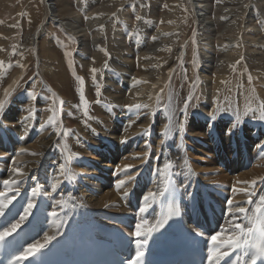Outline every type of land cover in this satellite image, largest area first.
Listing matches in <instances>:
<instances>
[{"label": "bare ground", "instance_id": "1", "mask_svg": "<svg viewBox=\"0 0 264 264\" xmlns=\"http://www.w3.org/2000/svg\"><path fill=\"white\" fill-rule=\"evenodd\" d=\"M54 1L55 2L52 3L50 0H43V4L45 8V19H44L45 23L44 24L42 23L43 26H41L42 25L41 24L40 25L41 27H38L33 35H29L26 38L25 45H24V51L26 50L27 47H31L30 45H34V52L37 53V49H38L37 44H39L38 38L41 36L44 30L47 29V25L49 23L59 25L63 30L66 31V33L69 32L73 34L79 41L80 49H81L79 56L83 58H87L90 56L92 58V61H91L92 68H95L101 65L105 66V69H107V71L110 74V76L107 77L105 80L106 81L108 80V82H110L111 80L112 81L114 80L115 83L122 85V89L116 90L115 89L116 87L115 88L113 87L116 91L113 93L111 92L112 86L107 85L106 93L114 101L111 103L117 104V105L113 107L111 110H109L107 116L99 111L97 112V116H94L95 119H82L81 122L79 121L77 129L79 133L83 136V138H78L74 142H71L68 140V147L66 146L64 142L59 141V139H61V141L65 139L64 133L62 132V135L60 134V136L57 137L58 129L54 130V129L49 128L45 132L44 136L37 138V141H39V143L36 146H29L28 149L22 152L17 151L15 157H13V160L15 162L14 168L19 170V174L17 172H14L13 170L11 171V174L15 178V181H17L16 185L18 189V194L14 198L15 202L13 204L10 203L8 207L5 209V212L9 213V218L7 219L8 225L10 223L16 222L13 219H16L18 221L19 217L24 215L25 212L21 211V206H23L25 207V211L28 210L29 214L27 218L23 221V223L20 224L19 228L25 226L33 218L40 219L43 216L45 211L52 216V220H51L52 223L40 221L39 223H35L34 225L37 229L38 234L41 233V230H42L41 227L46 226L47 233H50L51 236L55 237V239H53L51 243L47 244L46 247L51 246L53 243L58 241L60 238H73L85 232L86 230L99 234V228H101L103 225L110 227V228H121L125 232L130 233V234L133 233L134 235L136 230L134 232H131L129 230V227H122L120 225L119 217L121 216L126 217L129 220L130 225H133L134 223H136L137 225H141L142 231L146 233L149 229L152 228V225L156 221L155 212L161 210L163 198L165 202L166 199L168 198L169 187L173 182L177 186H180V188L186 187L189 183L192 184V186L190 187L188 191V195L192 199H194V201L201 202V209H202V204H207L208 198L203 192L197 189V184L202 183L201 189H204L209 195L211 194H210V191L207 190L208 184H206L204 181H212V184L216 183L217 184L216 186H212V190H215L218 192H227L225 187L222 185H229L232 189L231 192H236L237 195L241 197V205L247 208L249 210V215H251V212L254 209L255 203L258 202L259 196L264 195V180L263 179L261 180L258 175V172L259 173L263 172L262 174H264V119H261V114H257L255 119H250L248 117V119L243 120L244 122L242 121L243 124H241L240 122L239 128L230 127L231 125H234L236 123V120L231 121V119H228V118L218 119L217 117L210 116L213 119V122H209L208 120L205 119V114L207 113V111L210 110V108H212L211 107L212 105L209 100V97L207 98L205 94H202L197 110L195 111L192 110L194 111L192 115L185 114L186 116L185 117L183 116L184 118L181 121L176 116L177 115L176 114V109H177L176 101L177 100L172 101L171 96H174V94L172 95V92H169V96H167L166 94V96L168 97L167 108L161 113V115H157L156 112L160 108L161 102H158L156 104V107L152 109L150 108L151 106H148L149 104L147 105L148 102L146 103L145 100L149 101V99L151 98V95H154V97L157 95V94L155 95V91H156L155 84L157 85V82H159L165 76L164 75L165 71H164V68L162 67H164L165 65L167 66V64L160 63V59L162 57L158 58V53L159 52L162 53V51L155 49L154 51H151L150 53L147 52V53L140 54L139 50L135 49L133 55L137 56V54L139 53L140 59L146 60V61L148 60V62L145 65L141 64V66L140 65L138 66L140 67L141 73H139L138 75L136 74V76L134 77V80H132L133 82L125 83L124 78L126 77H122L123 75H121L120 72H122V70L126 68V66L127 67L134 66V61L133 62L130 61L131 57L129 56V54L131 53L129 52L128 54L126 52V48L124 46H119V45H115L117 48H114V47L112 48L110 46L108 53L105 52L104 50V47L107 45L106 44L107 37H105V34H106V30L108 27L107 24L109 20L108 17H107L108 19L106 18L107 20H105V16L106 14L110 15L113 11L118 9L120 5H123L122 0H102V6L95 11H91L94 6V5L93 6L91 5L92 2L88 3L89 4L88 8H87V4H85L84 8H87V10H89L88 16H89L90 21L88 24L89 25L88 29H85L83 28L84 26L80 25L81 21L79 19L78 14L72 13L71 7L69 5L70 0H60L61 2L58 0H54ZM175 1L180 3L183 0H175ZM185 1L187 0H184V2ZM172 2L173 1L171 0L168 1V3H172ZM187 2L189 3L191 2L189 7H190V13L192 15V19L194 22V29L196 30L195 32L196 34L194 35H195L197 44L199 45L197 47H201V49L205 51V54L201 55L203 63H204L203 65H205L207 69L210 68L209 70L212 69L213 61L215 60L214 57L216 56H215V53H212L211 51H209V49L214 50L213 41L215 42L217 40L218 47H219V50L217 48L218 51L231 49L232 51L231 50L230 51L232 53L230 55L225 56L226 57L225 60H222L223 58L220 59V57L217 58V60L219 61L218 62L219 69L217 70L218 72H216L215 75H218L220 77L221 75L224 76V74H228L229 72L231 73L233 68L229 69L231 71L227 70V68H229L232 65L233 60L236 61V58L238 57L237 54H240L241 56H243V58L245 57V59H247L250 67L255 72H259L260 74H262V79H263L262 81L264 83V51L262 50V46H261V45H264V39L257 37L260 35L259 34L260 33L259 24L257 23L258 19L261 23L260 25L264 27V0H219L218 7L216 8L217 9L216 14H215L216 17L214 16L216 19L210 16L211 10L213 8L212 3H210L211 1L188 0ZM251 2L253 3L250 5ZM159 3L161 4V2ZM108 5L113 6V9L110 12H108ZM253 5L256 6L254 11H252ZM136 7L139 8L138 6ZM163 7H166V5ZM171 7H172L171 14L164 16V18H162L166 22L165 25H168V26L161 28L160 33L156 34L155 37L160 39L161 41V39L163 38L161 36L162 34L171 33V32L175 34L173 35L172 38L170 37L169 39L168 37V39L161 41V43L158 45V48L160 49L167 48L169 44L177 40L180 35V32L182 31L180 29L181 27L177 25V23L179 22L176 23V17H179L177 16L179 9L177 10L176 6L175 7L171 6ZM124 9L123 11L122 9H119L122 12H120L119 10L118 11L120 13H123ZM24 10L26 11V9ZM142 11H145V10H142ZM94 13H100V16L98 15L99 17L97 16L96 18L94 17ZM25 15H28V14H26L25 12ZM219 15L221 17H219ZM61 16L64 18L71 17L72 22L71 21L66 22L62 20L60 18ZM141 16H143V14ZM92 17L94 19H92ZM120 17H121L120 19L121 22H119V20L117 19L116 23L117 25L121 24L123 26L124 38L128 39L131 37V39L133 38L135 39L136 33L139 31L140 28L144 27V24L141 22L142 20L140 21V19L139 20L137 19L135 30L132 31L131 29H129L130 27L129 25L132 24L130 23V19L123 17V15ZM217 27L219 29H217ZM93 29H95V32L96 30L99 31L100 39L95 37L96 39L93 41L95 42L94 44L95 48L93 47L94 55H91L92 52L89 48L90 43H88L89 39H87L88 38L87 34L89 32L87 33V31L93 30ZM217 30H220L218 34H217ZM144 32L145 31H143V33ZM6 38H9V36ZM209 40H211L212 42H210ZM189 41H191L190 38H189ZM1 42L3 43L4 41H1ZM153 43L155 44V42ZM0 45L2 44L0 43ZM141 46H143V44ZM41 49H42L41 52L39 50L40 55L38 57V60H39L38 62L40 61L46 62L47 70L53 72L51 81L54 85L51 82L50 83L55 87H53L49 82H47L45 76L44 77L42 76V72L41 74L39 73L40 70H43V69H41L39 66V63H37L38 73L35 75L32 82L29 83L30 84L29 86L32 89L31 93H34L36 96L38 94L37 89L40 88L41 93L39 94L46 96L45 94L47 93L44 94L45 92L44 90L47 91V89H43V87L41 88V82L39 80L40 78H43L45 81V84L49 87V89H51L54 93H56L62 99L63 105H62L61 115L65 116V114L69 112V108H68L69 100L66 98L64 99L62 97L63 95H65V93L62 92V90H63V84L66 82L65 80H67L68 77L66 76L65 73L59 74V75L55 73L54 71L55 58L53 59L50 58L51 49H49V47L44 43L41 44ZM16 50L17 49H15V51ZM85 51H87L88 53H86ZM192 51H194V49ZM161 53L159 54L161 55ZM108 56H111V58L108 59ZM168 56H170V54ZM179 64L181 63L179 62ZM192 64L194 65V63ZM22 67L24 68V66ZM130 70H128L126 73H128L129 76L130 75L132 76V72ZM184 73H186V71ZM240 73L242 72L240 71L239 74ZM171 76H173L172 73H171ZM188 78L190 79L191 76ZM196 78L199 79L198 77ZM200 79L202 78L200 77ZM169 80L171 81V79ZM163 81L165 80H162V82ZM209 82L211 83V81ZM216 84L218 83L216 82ZM11 85L13 86V84ZM188 87H189V84H188ZM13 88L14 87H11L8 90H4L1 94L0 101L4 102V110L2 113H0V117H2L3 120L7 121L10 126H13L15 130H18V131L24 130L22 135L25 136L27 132L31 131L32 124L37 125L36 120L33 117H30V113L28 109L33 108L35 104H37V108H39V111L43 110L44 111L43 116L46 117L47 120H49V116L52 114L57 101L54 98L53 99L49 98L50 102L44 105H40L41 103H44L42 99H38L36 102L35 100H32L27 97L28 94L30 93L26 91V92H23L22 96H20L17 100L13 101L9 107H7L6 102L8 100L9 95L13 94L11 93ZM207 88L209 89V86ZM204 90H206V88ZM192 91L194 90L192 89ZM157 92L159 93V90ZM195 92L196 91H194V93ZM219 92H221V90ZM194 93L193 95H195ZM115 94H119V95L121 94V95L119 97H116ZM122 95H126L127 100L123 101L124 96L122 97ZM46 97L48 98V96ZM159 100L157 99L155 100V102ZM255 103L256 102H254V105ZM137 104L142 106L139 110L135 109L134 107ZM43 106L45 107L44 109H43ZM144 106H147V107H144ZM256 106H258V104ZM20 108H25L22 111V113H21ZM146 111L147 113H145ZM252 111H255V109ZM241 112L243 113V111ZM24 118H28V120L23 122L22 125L19 126L20 121H22ZM84 121L87 123L88 126L91 127L92 130L93 129L96 130V135L94 137H90L88 134H86V128L83 126V123H82ZM7 122H3L0 124V132H2V134L5 133L3 134L4 138H6V135H7ZM180 125H183L182 132L178 130ZM228 132H231V134L230 135L226 134ZM154 139L159 141L157 147H155L154 145V142H155ZM15 141H16V145H18L17 147H19L20 141L17 138H15ZM132 142L133 144L143 143L144 145L141 144V146L138 147L140 152H138V149H137V152H138L136 153L137 155L133 156L135 154L134 153L133 155L130 154L129 156L125 157L123 154L127 152L126 150H129V147H130L129 144ZM191 144H194L193 146L195 147V149L200 150V148H202L203 153H206L207 156L210 153H211L210 154L211 156L215 155L218 159L217 164L213 163L216 165L215 168H219V169L222 168L223 170H225L226 173L229 175V177H227L226 179L233 181L237 186H235L230 181H227L224 178H215V177L206 176L205 175L206 173L204 172L209 170V168L201 167L205 165V162H200V165H201L200 166L195 161H192L190 159L188 149H189V145ZM79 145L81 146L84 145L83 149H78ZM202 146H204L205 150H209V152L208 151L205 152ZM0 147H1L2 152L9 151V145L7 142L3 143L2 146L0 144ZM119 148L122 154L116 152L117 149ZM93 149H95L99 153L101 152H105V153L100 154L98 156H95V155L92 156ZM13 151L15 153V150ZM33 153H35V155H33ZM87 153H89V156H87ZM138 156L143 157L142 164L136 161ZM90 157H93L96 159L97 164H94L93 167H97V169L99 168L100 172L96 173L97 169H90L88 167L87 159ZM128 157H130V159H128ZM257 158H260L262 160L261 161L259 160V163H255V160ZM46 159H48L47 162H46ZM151 159H153L152 160L153 164L151 163ZM185 160H188L189 162L188 166L184 164ZM103 161L105 162L103 164L104 166L101 165ZM165 161H171L174 164V168L171 170L170 173L165 172V169H164ZM114 162L116 163V166H117L116 167L117 171L114 173L115 174L114 178L122 176V178L124 179V177L128 176V178H126L125 180L127 179L130 180L132 178L133 179L132 183L127 189H125L124 183L118 189L117 185L119 184V182L122 181V179L121 181H119L120 179L116 181L117 179L116 178L115 181L117 185L112 190H108V191L104 190L105 192L100 193L101 194L100 198L97 199L95 198L96 193H93L91 190H89V187L87 186V184L96 185L99 187L101 191L103 189V186L100 185L98 181L99 179L94 178L91 180V177H93L94 174L96 175V174H101V173H104L105 175H110V170H112V168H110L109 166L111 165L113 167L112 164H114ZM61 165H64L65 169L67 170L66 173L61 171ZM137 165H141L140 170L138 171L136 170V173H134L132 167L137 166ZM150 165L151 166L153 165L154 167L153 170L151 169ZM258 165L261 166L259 169L257 167ZM250 166H251V169L250 170L248 169L249 171L248 170L247 172L244 171ZM102 167H104L105 169L103 170ZM146 168H147V174H150L152 178V182H151L152 183L151 187L153 186L151 188L152 193H156L155 198L149 197V199L146 201L148 207H154V210L151 212L152 220H144L141 217H136L129 208L125 207L126 201L127 202H133L134 200L140 201L141 199H144L146 196H149V193H151L150 188L148 186L149 184L148 178L147 177L143 178ZM51 172L54 174L52 178L50 177ZM78 172H84L86 174L87 178L84 179L85 184L81 183L78 177ZM34 174L36 175L33 176ZM5 175L6 173L4 171L0 172V177L5 176ZM255 180L260 181L259 185L257 186V189H255V192L253 193L251 191L252 193L250 196H248L249 198L247 197V195H246V198L242 197L241 190L244 188V187L242 188V186L245 185L246 182L253 184V182L255 183ZM136 182H138L137 188H134V185ZM81 185L83 188L80 187ZM35 186H37L38 188H35ZM46 187L51 188L50 191H47L48 193L50 192L49 195H46L44 193V190ZM165 188H167V191L164 192V195L161 196L160 192L164 190ZM251 188H253V186ZM34 189L36 190L35 196L33 195ZM233 189H235V191H233ZM2 191L4 192L6 190L3 188ZM4 199L5 198L0 197V202H2ZM236 199L237 197L232 196V200H236ZM249 199L253 201V204L248 203ZM16 201H21V204L19 205L18 203H16ZM29 203H32L34 205L31 209H28ZM53 213H56V215L54 216ZM238 217H240V213L238 214ZM135 218H136V222L133 221V219ZM145 221H147V223H145ZM218 223L219 225L223 224L225 228L227 227L226 222L222 223L220 219H218ZM244 224L247 225V221H244ZM47 233L45 237H47ZM45 237L37 240L35 243L37 242L44 243ZM32 242L33 240L29 237L28 243L31 244Z\"/></svg>", "mask_w": 264, "mask_h": 264}, {"label": "rangeland", "instance_id": "2", "mask_svg": "<svg viewBox=\"0 0 264 264\" xmlns=\"http://www.w3.org/2000/svg\"><path fill=\"white\" fill-rule=\"evenodd\" d=\"M50 1L52 3L55 2L54 0H50ZM58 1H60V0H58ZM149 1L148 0H140V1L139 0H122L123 5H120L118 7V9L113 11L110 15L106 14V16H105V20H107L109 18L108 24H107L108 27H107L106 34H105V37H107L106 38V44L108 46L106 45L104 47L105 52H107V53L109 52L110 46L112 48L113 47L117 48L115 45L124 46L126 48V52L128 54H129V52L131 53V54H129V56L131 57L130 61H132V62L134 61L133 67H130V66L127 67L126 66V68H124L122 70V72H120L121 75H123L122 77H126V78H124V80H125L124 82L125 83L133 82L132 80H134V77L136 76V74L138 75L139 73H141L140 67H138V66L139 65L141 66V64L145 65L148 62V60L147 61L141 60L140 54L141 53H147V52L150 53L151 51H154L155 49H157V50L162 51V53L159 52V53H161V55L158 53V58L162 57L160 59V63L167 64V66L165 65L164 67H162V68H164V71H165L164 75L165 76L163 77L164 79L162 78L159 81L160 83L157 82V85L155 84V89H156L155 95L156 94L157 95L155 97H154V95H151V98L149 99V101L145 100L146 103L148 102L147 105L149 104L148 106H151L150 108H152V109H154V107H156V104L158 102H161L160 108L156 112L157 115H161V113L167 108V106H168L167 105L168 104V97L167 96H169V92H172V95L174 94V96H171L172 101L177 100L176 101L177 102L176 103V108H177L176 109V114H177L176 116L181 121L186 116L185 114L192 115V113L195 110H197L202 94H205L207 98L209 97V100H210L211 105H212L211 106L212 108H210V110L207 111V113L205 114V119L208 120L209 122H213V119L211 118L212 116L217 117L218 119L228 118V119H231V121H234V120L237 121V117H239V123L241 122V124H243L242 121L245 119H248V117L250 119H255L257 114H261L260 109H259V105H260V103L264 102V83L262 81L263 80L262 74H260L259 72H255L250 67V65H249L247 59H245V57L243 58V56H241L240 54H237V56H238L236 58L237 62L235 60H233L232 65L229 68H227V70L232 69V68L234 69V70L232 69L231 73L230 72L228 73L230 75L224 74V76L221 75L220 77L218 75H215L216 72H218L217 70L219 69V65H218L219 61L217 60V58L220 57V59L223 58L222 60H225L226 59L225 56L230 55L232 53L231 49H230L231 51L230 50L218 51L219 47H218V42L216 40L215 42L213 41L214 50L209 49V51H211L212 53H215V56H216V57H214L215 60L213 61V67H212L213 70L212 69L209 70L210 68L207 69V67L205 65H203L204 63H203L201 55H204L205 51L202 50L201 47H197L199 45L197 44V41H196L195 35H194V34H196L195 33L196 30L194 29V22H193L192 15L190 13V7H189L191 2L190 3L187 2L188 0L185 2L183 0L180 3L175 1V0H171V1H173L172 3H168L169 0H149ZM208 1H211L210 3H212V6H213L210 16L213 17L214 19H216L215 14L217 11L216 8L218 7V1L217 0H208ZM159 2H161V4ZM88 3H91L92 6L94 5L91 11H95L102 6V0H93V1L92 0H70V2H69L72 13L78 14L79 19L81 21L80 25L84 26L83 28H85V29H88V26H89L88 24L90 21L89 16H88L89 10H87V8L89 7ZM157 3H159V4H157ZM252 3L253 2H251L250 5ZM85 4H87V8H84ZM149 4H151V5H149ZM125 5H127V6H125ZM165 5H166V7H163ZM250 5H249V7H250ZM136 6H138L139 8H137ZM171 6H174V7L176 6L177 10L179 9L178 14H177V16H179V17H176V23L179 22V23H177V25L179 27H181L180 29L182 31L180 32V35L178 37L179 40L177 39L178 41L175 40L174 42L171 43L173 46L171 44H169V46L167 47L168 50H167V48L160 49V48H158V45L161 43V41L168 39V37L170 39V37L172 38L173 35L175 34L173 32L164 33L165 35L164 34L161 35L163 37L161 39V41H160V39L155 37L156 34L160 33L161 28L168 26V25H165L166 22L162 18H164V16L171 14V9H172ZM249 7H248V9H249ZM252 7H253L252 11H254L256 6L253 5ZM182 8L185 10H183ZM24 9H26V11ZM112 9H113V6L108 5V12H110ZM119 9H122V11L124 9V12H123L124 14L120 13L122 11H120ZM78 10H80V11H78ZM142 10H145V11H142ZM27 11H28V13H27ZM152 11H154V12H152ZM25 12L28 15H25ZM127 14H129V15H127ZM142 14H143V16H141ZM98 15L100 16V13H94V17L97 18ZM114 15H116V16H114ZM122 15H123V17L130 19V23H132V24L129 25L130 26L129 29H131L132 31L135 30V25L137 22L136 17L141 18L140 21L142 20L141 22L144 24V27L139 29V31L135 35V39L134 38L131 39V37L128 39L124 38L123 26L121 24L117 25V23H116L117 19L119 20V22H121L120 16H122ZM146 15L148 16V18ZM112 17L115 20H113ZM219 17H221V16L219 15ZM60 18L66 22L67 21L72 22L71 17L64 18L61 16ZM60 18H58V19H60ZM44 19H45V8H44L43 0H25V1L24 0H0V43L2 44V45H0V54H1L0 55V61L1 62L3 61L2 66H0V98H1V94L4 90H8L11 87H14L12 92H11L13 94L9 95L8 100L6 102L7 107H9L13 101L17 100L20 96H22L23 92H26V91H28L30 93L27 96L28 98L35 100L36 102L38 99H42V101L44 103H41L40 105H44V104L50 102L49 98L50 99L54 98L57 101L52 114L49 116V120H47L46 117L43 116V112H44L43 110L39 111V108H37V104H35V106L33 108L28 109V111L30 113V117H33L36 120L37 125L32 124L31 125V131L27 132V134L25 136L22 135L24 130H19V131L15 130L13 126H10L7 121L3 120V118L0 117V124L3 122H7V135H6V138H4L3 134H5V133L2 134V132H0V144L2 146L3 143L7 142L9 145V151H7V152H2L1 147H0V172L4 171L6 173L5 176L0 177V193L3 194V196H0V197L10 198L11 204H13L15 202L14 198L18 194L17 185L15 184V185L5 186L3 181L4 180H15V178L11 174V171L14 168L13 157H15L17 151L22 152L21 151L22 149H23V151H25L26 149H28L29 146H36L39 143V141H37V138L44 136L45 132L49 128L54 129V130L58 129L57 137H59L60 134L62 135V132H63L65 139L62 141H61V139H59V138L58 139L60 142H64L66 144V146L68 147V140L71 142H74L78 138H83V136L79 133V131L77 129L79 121L81 122L82 119H95L94 116H97V112H99V111L107 116L109 110H111L113 107H115L117 105V104L111 103L114 101L106 93L107 85L112 86L111 92H113V93L116 92L115 89L116 90L122 89V85L115 83L114 80L113 81L111 80L110 82H108V80L107 81L105 80L107 77L110 76L107 69H105V66L101 65V66L92 68L91 67L92 58L90 56L87 58H83V57L79 56V53L81 51L79 41L77 40V38L73 34H71L69 32L66 33V31L63 30L59 25H56L53 23H49L47 25V29H45L44 32L41 34L42 37L40 36L38 38L39 44H37V47H38L37 53L34 52V45H30L31 47H27L26 50L24 51V45H25L26 38L29 35H33L35 33L37 28L40 27V25L43 23ZM92 19H94V18L92 17ZM143 19L144 20L147 19V20L144 21ZM183 21H184V23H183ZM257 23L259 24V29H260V33H259L260 35L257 37L264 39V29H263L264 27H262L260 25L261 23H260L259 19L257 20ZM145 25H146V27H145ZM153 25H155L156 27ZM143 29H145V30H143ZM217 29H219V28L217 27ZM143 31H145V32L143 33ZM152 31H154V32H152ZM219 32H220V30H217V34ZM87 33H88L87 39H89L88 43H90L89 48L92 52L91 55H94L93 52H94V48H95V46H94L95 42H93V41L96 38H99L100 34H99L98 30H96V32H95V29L88 30ZM8 36H9V38H6ZM186 37H188V38H186ZM189 38L191 39V41H189ZM118 39H120V40L122 39L124 41L121 40V42H120V40H118ZM1 41H4V42L2 43ZM140 41H142L143 43ZM209 41L212 42L211 40H209ZM153 42H155V44ZM175 42H177V43H175ZM9 43H11V44H9ZM43 43L46 44L49 47V49H51L50 58L51 59L55 58V60H54V62H55V65H54L55 66V69H54L55 73L57 75L65 73L66 76L68 77V79L65 80L66 82L63 84V90H62V92L65 93V95H63L62 97L64 99L66 98L69 100V106H68L69 112L67 114H65V116L61 115L62 105H63V103L61 104L62 99L56 93H54L51 89H49V87L45 84V81L43 78H40L39 80L41 82V88L43 87V89H47V91L44 90L45 91L44 94L47 93L45 95L48 96V98L42 94H39V93H41L40 88L37 89L38 94L36 96L34 93H31L32 89L30 88L29 83L32 82L35 75L38 73V70H37L38 64L37 63H39L40 68L44 70V71L40 70L39 73L41 74V72H42V76L43 77L45 76L47 82L52 83L51 77H52L53 72L47 70L46 62H44V61H40L41 63L38 62L39 61L38 57L40 55L39 50H40V52L42 51L41 44H43ZM142 44H143V46H141ZM151 45H153V46H151ZM39 46H40V48H39ZM154 46L157 48H155ZM261 46H262V50L264 51V45H261ZM6 47H8L10 49H8ZM217 48H218V50H217ZM15 49H17V50L15 51ZM135 49H138L140 52V54L138 53L137 56L133 55ZM180 49H181V51H180ZM193 49H194V51H192ZM196 50H198V51H196ZM201 50L203 53L201 52ZM20 51H21V53H20ZM225 51H226V53H225ZM13 52L15 53V55ZM85 52L88 53L87 51H85ZM169 54H170V56H168ZM179 54L181 57L179 56ZM222 54H224V55H222ZM134 57H135V59H134ZM110 58H111V56H108V59H110ZM167 58L168 59L170 58L169 60H171V61H169ZM139 59H140V61H139ZM178 59H179V61H178ZM141 61H142V63H141ZM164 62H166V63H164ZM179 62L182 65L179 64ZM192 63H194V65L196 66L197 69L195 68V66ZM235 64H236V66H235ZM168 65H170V66H168ZM22 66H24V68ZM181 67H182V69H181ZM92 69H96L95 73L92 72ZM186 69L187 70L189 69V70L187 71ZM128 70H130L132 72V76L130 75L131 77L129 76L128 73H126ZM20 71H22V72H20ZM185 71H186V73H184ZM203 71H204V73H203ZM229 71H231V70H229ZM240 71L242 73L239 74ZM171 73L173 74V76H171ZM10 74L12 77L10 76ZM191 74L193 75L194 78L192 77ZM258 75H259V77H258ZM183 76L185 77V79ZM190 76H191V78L189 79L188 77H190ZM232 76H233V78H232ZM196 77H198L199 79H197ZM200 77L203 80L200 79ZM221 77H223L224 79ZM249 77H251L252 80L249 81ZM78 78H82V80H83L82 85L80 83V79H78ZM169 79H171V81ZM228 79L230 82L228 81ZM162 80H165V81L162 82ZM182 80H184V81H182ZM200 81H201V83H200ZM209 81H211V83ZM12 82H14V83H12ZM216 82L218 84H216ZM10 83L13 84V86ZM14 84H15V86H14ZM188 84H189V87H188ZM210 84L211 85L213 84V85L211 86ZM180 85H181V87H180ZM229 85H230V87H229ZM253 85H254V87H253ZM184 86H186V87H184ZM208 86H209V89L207 88ZM53 87H55V86H53ZM113 87L114 88L116 87V88L114 89ZM167 88L168 89L170 88V89L168 90ZM205 88H206V90L207 89L208 90L207 91L204 90ZM229 88H231V89H229ZM157 89L159 90V93L157 92L158 91ZM192 89L196 92L194 93V91H192ZM201 89H202V91H201ZM213 89H214V91H213ZM220 90H221V92H219ZM250 91H251V93H250ZM193 93L195 95H193ZM166 94H167V96H166ZM191 94L193 95V97ZM120 95L115 94L116 97H119ZM163 95L166 97H164ZM122 97H123V101L127 100L126 95H122ZM188 97L192 98V99H189ZM159 98H160V100L161 99L162 100L160 101ZM164 98L166 99L167 102L165 101ZM187 98H188V100H187ZM250 98H251V100H250ZM257 98H259V99H257ZM157 99L159 101L155 102V100H157ZM261 99H262V101H261ZM257 100H258V102H257ZM85 101L87 102L86 104H85ZM129 101H131V100H129ZM250 101H251V103H250ZM25 102H27V101H25ZM254 102H256L255 105H254ZM184 103L185 104L188 103L187 104L188 105L187 111L184 108L185 107ZM257 104H258V106H256ZM215 105H216V107H215ZM44 108L45 107L43 106V109ZM253 108L255 109V111H252V110H254ZM24 109L25 108H20L21 113ZM192 110H194V111H192ZM147 111L145 113H147ZM241 111H243V113ZM251 111L253 113L255 112V114H253ZM85 112L87 114H85ZM223 116H225V117H223ZM50 119H54L56 121V123L50 124L49 123ZM27 120H28V118H24L22 121H20L19 126L22 125V123L27 121ZM82 123H83V126L86 128V134H88L90 137H94L96 135V130L95 129L92 130L91 127L88 126L85 121ZM15 138H17L20 141L19 147H17L18 145H16ZM158 142H159L158 140H155V142H154L155 147H157ZM137 144H133V142L130 143L129 144L130 145L129 150H126L127 152H125L123 155L125 157L129 156L130 154L133 155L134 153L135 154L133 156L137 155L136 153L140 152L138 147H140L141 144L144 145L143 143H137ZM193 145L194 144L189 145V149H188L190 159L192 161H195L198 165H200V162H205L204 166H201V165L200 166L202 168H209V170L204 172V173H206L205 174L206 176L215 177V178H224V179L229 177V175L226 173V171L223 170L222 168H220V169L215 168L216 165L213 163L217 164V161H218V159L215 155L211 156L210 155L211 153H210L207 156L206 153H203L202 148H200V150L195 149V147ZM83 146L79 145L78 149H83ZM61 147H62V145H61ZM202 147L204 149V146H202ZM131 148H132V150H131ZM137 149H138V152H137ZM13 150H15V153ZM62 150H63V148H62ZM120 151L121 150L119 148V149H117L116 152L121 153ZM207 151L209 152V150H205V152H207ZM92 153H93L92 156H94V155L98 156L100 154H104L105 152L99 153L95 149H93ZM87 156H89V153H87ZM141 158H142V160H141ZM128 159H130V157H128ZM87 160H88V167L90 169H97V167H93L94 164H97L95 158L90 157ZM152 160L153 159H151V163L153 164ZM259 160L261 161L262 159L257 158L255 160V163H259ZM47 161H48V159H46V162ZM136 161L138 163L142 164L143 163L142 162L143 157L138 156ZM104 163L105 162L103 161L101 163V165H103ZM112 165H113V167L111 165L109 167L112 168L114 172H116L117 171L116 170V167H117L116 163L114 162V164H112ZM140 166L141 165H137V166L132 167L134 173H136V170L137 171L140 170ZM150 167L152 170L154 169L153 165L152 166L150 165ZM257 167L259 169L261 166L258 165ZM102 169L104 170L105 168L102 167ZM248 169L250 170L251 166L244 171L247 172ZM98 172H100L99 168L96 170V173H98ZM262 173L263 172H260V173L258 172V175H259L261 180L262 179L264 180V178H262V177H264V174H262ZM35 175L36 174H34L33 176H35ZM104 175H105L104 173L96 174V175L94 174L93 177H91V180L94 178L99 179L98 181H99L100 185L103 186V189L101 191H100L98 186L93 185V184H87V186L89 187V190H91L93 193H96L95 198H97V199L100 198V195H101L100 193H104L105 191L112 190L117 185L116 181L118 179H120L119 181H121V179H123V178H117V179L115 178L116 181H115L114 177H112L111 179H107L106 177H109V178L111 177V175H112L111 171H110V175H105L106 177H104ZM53 176H54V174L51 172L50 177L52 178ZM78 177H79L81 183L85 184L84 179L87 178L86 174L84 172H78ZM126 178H128V176ZM126 178L124 177V179H126ZM226 180L230 181L232 184L237 186L233 181H231L229 179H226ZM259 180H255V183L253 182V184L246 182L245 185L242 186V188L243 187L244 188L241 190V196L246 198V195L248 197L251 195L252 192L254 193L255 189H257V186L259 185V183L261 181V180L260 181ZM127 182H129V181H127ZM204 182L206 184H208L209 186H216L217 185L216 183H213L214 184L213 185L212 181H204ZM119 184H120V182H119ZM149 184H151V183H149ZM252 186H253V188H251ZM35 187L38 188L37 186H35ZM80 187H82V185ZM3 188L6 191L3 192L2 191ZM50 189H51L50 187H46L44 190V193L46 195H49L50 192L48 193L47 191H50ZM227 193L229 195V191H227ZM232 196L237 197V199L232 200ZM230 200H232V203L237 202V204L231 209V211H233V213H236V211H235L236 206H242L241 205V197L239 195H237L236 192H231ZM220 202L223 203V201H220ZM197 204H198L199 208L201 209V202L197 201ZM233 213L230 216L231 217L230 221L226 222L227 226L232 221ZM242 216H243V218H242ZM236 219H240V220H239V222L231 223L232 227H233L234 223H243L244 224V221H246L244 215H242V214H240V217H238ZM13 220L17 221L16 219H13ZM47 236H51V234L47 233Z\"/></svg>", "mask_w": 264, "mask_h": 264}, {"label": "snow or ice", "instance_id": "3", "mask_svg": "<svg viewBox=\"0 0 264 264\" xmlns=\"http://www.w3.org/2000/svg\"><path fill=\"white\" fill-rule=\"evenodd\" d=\"M219 2V0H218ZM136 19H141L140 17H136ZM3 62H0V66H2ZM96 69H92V72L95 73ZM80 79V83L83 84L82 78ZM249 80H251V77H249ZM191 99V98H189ZM63 102L61 101V104ZM87 102L85 101V104ZM135 109L139 110L142 106L137 104L134 106ZM147 107V106H144ZM131 108V106H130ZM187 109V104H185V110ZM259 109L261 112V119H264V103H261L259 105ZM4 110V102L0 101V113H2ZM85 114H87L85 112ZM255 114V112L253 113ZM50 124H55L56 121L54 119H50ZM230 127L239 128V117H237V121L234 125H231ZM179 131H183V125H180L178 128ZM147 134V133H145ZM226 134H231V132H228ZM23 151V149L21 150ZM35 155V153H33ZM13 163H15L13 161ZM184 164L186 166L189 165L188 160L184 161ZM174 168V164L171 161H165L164 169L166 173H170L171 170ZM14 172H17L19 174L18 169H13ZM61 171L67 172L64 165H61ZM5 186L9 185H15L17 184V181L15 180H4L3 181ZM124 181L122 180L119 185H117V188L121 185H123ZM167 191V188L162 190L160 192V195H164V192ZM235 191V189H233ZM33 195H36V190H33ZM0 196H3L2 193H0ZM156 193H149V196H146L144 199L147 201L149 197L155 198ZM11 203L10 198H5L2 202H0V216L4 215L5 209L8 207V205ZM249 204H253V201L251 199L248 200ZM229 206H232V200L228 201ZM34 205L32 203L28 204V209H31ZM146 211L145 208H141V212ZM235 211L244 215L245 220L247 221V225L243 223H234L231 233L226 236L222 235H212L208 237L210 243L213 245V248L210 250L208 255L209 264H212L213 260H219L221 257H226L229 255V252L231 250H238V249H245L244 256L247 257L249 255L247 249H251V264H257L258 260L264 261V195L259 196L258 202L255 203L254 209L251 212V215H249V210L242 206H236ZM29 212L28 210L25 211L23 216L19 217V220L15 223H10L8 226L4 227L2 231H0V243L4 242L5 239L9 236H11L16 230L20 227V224L23 223V221L27 218ZM55 216L56 213H53ZM179 216L180 212L179 209H176L175 211L169 212V218L171 216ZM147 223V221H145ZM159 223H164V221H160ZM151 231V229H149ZM195 231L196 235H202L201 232ZM224 231V230H222ZM135 237H136V243L139 247V251L137 254V264H139L140 259L143 257V247L147 244L148 239L147 235L144 231H142V226L137 225L136 231H135ZM143 237V239H141ZM55 239L54 236H47L45 237L44 243H35L31 244L29 247L22 249L20 253H18L14 257L13 264H16V262H22L29 257H35L38 253H40L41 249L45 248L47 244L51 243V241ZM234 264H246L244 261V258L241 257L237 262H234Z\"/></svg>", "mask_w": 264, "mask_h": 264}, {"label": "water", "instance_id": "4", "mask_svg": "<svg viewBox=\"0 0 264 264\" xmlns=\"http://www.w3.org/2000/svg\"><path fill=\"white\" fill-rule=\"evenodd\" d=\"M47 22H48V21H47ZM44 23H45V22L43 21V24H44ZM43 24H42L41 26H43ZM41 26H40V27H41Z\"/></svg>", "mask_w": 264, "mask_h": 264}]
</instances>
